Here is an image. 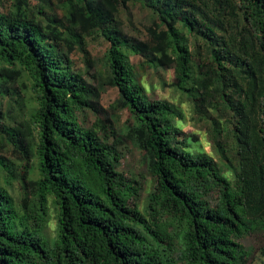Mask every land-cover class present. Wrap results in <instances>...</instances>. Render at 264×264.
<instances>
[{"label":"trees","instance_id":"obj_1","mask_svg":"<svg viewBox=\"0 0 264 264\" xmlns=\"http://www.w3.org/2000/svg\"><path fill=\"white\" fill-rule=\"evenodd\" d=\"M11 1L13 10L0 12V61L30 77L38 106L32 133L23 130L36 136L39 178L21 176L20 206L0 179V264H246L243 239L264 226V0H131L153 16L143 51L170 55L177 88L210 123L215 146L232 140L231 180L190 147L179 107L151 100L138 82L135 43L116 20L124 0H74L62 31L47 26L53 45L31 0ZM95 33L110 44L109 84L131 109L129 132L146 136L154 185L145 212L141 186L119 171L123 155L78 118L96 110L99 90L71 71L59 41L88 55L84 35ZM50 199L58 208L53 238Z\"/></svg>","mask_w":264,"mask_h":264},{"label":"rangeland","instance_id":"obj_2","mask_svg":"<svg viewBox=\"0 0 264 264\" xmlns=\"http://www.w3.org/2000/svg\"><path fill=\"white\" fill-rule=\"evenodd\" d=\"M74 0H31L30 11L35 17L38 27L43 28L48 34L47 43L55 44L48 25L56 27L60 32L68 25L67 19L72 11ZM126 7L121 8L116 15V20L121 22L125 36L135 43L134 54L129 55L137 80L145 88L151 100L168 101L182 112L180 127L184 135L190 138V147L202 149L214 158L215 162L223 166L224 175L233 179L238 168L229 170L231 162L237 165L233 142L230 138H221L217 148L210 123L195 107V103L187 93L177 88L178 78L175 71V62L170 55H155L143 47L149 40L146 28L152 22V14L141 3L124 0ZM13 10L11 0L0 2V12L9 13ZM187 34V33H186ZM85 50L78 45L73 50L66 48L59 41L60 48L68 57L71 71L81 75L88 84L99 90V100L96 110L86 109L78 113L81 123L88 128H96L101 137H107V142L117 149L123 159L119 171L126 177L136 180L141 186L140 206L142 211L148 205L150 193L153 189V178L149 174L145 142L146 136L129 132L132 128V112L130 107L121 105L118 89L109 84L110 64L108 51L110 44L100 33L85 34ZM128 41L126 44L131 45ZM196 41H191L190 45ZM19 71V67L16 68ZM9 65L0 61V162L4 166L0 169L2 185L9 191L17 205L23 202L25 192L22 189L21 176L27 179H38V159L35 154L34 140L31 136L33 120L37 111L36 95L32 91L31 80L27 72L19 78L13 74ZM209 114V113H208ZM223 122L225 117L218 116ZM103 123L101 124V122ZM101 124V125H100ZM31 128L23 130L27 126ZM102 127L99 128V127ZM105 130V131H104ZM213 132V131H212ZM26 137V138H23ZM28 138V139H27ZM223 152L230 158L227 162L223 159ZM217 194L213 195L210 202L215 203ZM49 230L48 236H56L58 224V208L53 200L49 202ZM243 245L248 251L246 264H264V226L261 222L254 224V228L243 239Z\"/></svg>","mask_w":264,"mask_h":264}]
</instances>
